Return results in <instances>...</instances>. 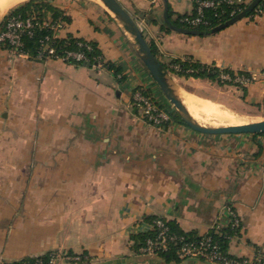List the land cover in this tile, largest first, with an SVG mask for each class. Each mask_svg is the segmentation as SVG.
<instances>
[{
  "label": "crops",
  "instance_id": "1",
  "mask_svg": "<svg viewBox=\"0 0 264 264\" xmlns=\"http://www.w3.org/2000/svg\"><path fill=\"white\" fill-rule=\"evenodd\" d=\"M48 1L65 15L60 36L93 44L106 67L20 58L0 46V260L58 250L81 254L76 264H215L144 254L137 238L159 218L198 236L223 230L229 208L241 233L228 252L264 256V135H209L174 118L146 123L132 103L137 88L169 102L113 14L99 0ZM118 1L184 99L253 105L264 115V0L204 36L174 29L195 0ZM190 59L247 82L178 75Z\"/></svg>",
  "mask_w": 264,
  "mask_h": 264
},
{
  "label": "built area",
  "instance_id": "2",
  "mask_svg": "<svg viewBox=\"0 0 264 264\" xmlns=\"http://www.w3.org/2000/svg\"><path fill=\"white\" fill-rule=\"evenodd\" d=\"M195 11L181 21L192 27H201L208 24L207 12L214 10L215 15H219L224 5L234 6L232 15L237 13L240 8L238 6L246 4V0H195ZM13 12V11H12ZM12 12L3 17L0 28V45L7 47L8 51L15 57L43 61L49 59H57L67 63H92L96 68H104L106 64L100 54H94L89 57L88 53H94V46L86 41L77 42L76 49L68 48L71 37L60 36L67 24L65 15L61 14L58 19H54L51 14L46 19H39L33 15L23 17L15 15ZM47 30L48 34L41 37L38 42L34 56L27 51L25 47V38H34L37 31ZM58 40H64V43L58 44ZM171 68L177 70L179 64H172ZM241 83L247 82V79L236 78ZM245 81V82H244ZM133 106L137 107L142 119L153 126L164 127L168 122L172 121L175 116V110L170 105H164L159 98L152 92L140 87L133 93ZM232 221L230 229H235L240 225V219L232 208L228 209ZM151 229L154 234L145 240L142 251L150 255H159L175 248L177 259L183 260L188 258H197L208 260L215 264H264V256L255 258L242 259L230 258L226 256L217 240L209 233L202 235L197 241H187L184 236H180L172 232L168 222L164 219H155ZM221 229H216V233L220 236L223 234ZM49 255V254H48ZM59 255H49L48 260L38 257L31 260H21L15 263L7 264H54ZM70 258V257H69ZM77 260V258L73 259ZM71 261V260H70Z\"/></svg>",
  "mask_w": 264,
  "mask_h": 264
},
{
  "label": "trees",
  "instance_id": "3",
  "mask_svg": "<svg viewBox=\"0 0 264 264\" xmlns=\"http://www.w3.org/2000/svg\"><path fill=\"white\" fill-rule=\"evenodd\" d=\"M262 3H263V0L258 5H262ZM248 6H249V4H244V5L238 6V8H240V10L237 13H235L234 15H232V10L234 9V6H231V5H224L222 8V11H219L218 16L215 15L216 11L208 10V12H207L208 24L203 25V26L198 27V28L192 27V26L186 24L185 22L181 21V19L189 17L191 14L181 16L178 19V21L173 22V24L176 27H180V28L188 31L187 34L204 36V35L211 34L216 27H218L219 25H221V24L225 23L226 21L233 19L234 17L239 15L241 12H243L245 9H247ZM254 12H255V9L248 12L246 16H250ZM12 13L15 15H21L23 17H30V16L35 15L39 19H46L48 17V15L51 14L55 20L61 16L60 11H58L52 5V3L48 0H30L26 3H24L23 5L17 7L15 10H13ZM46 34H48L47 30H40V31H37V34L34 38H31V39L25 38L24 39L25 47H26L27 51H29L32 54V56H34V54H35L39 39L41 37L45 36ZM79 41H84V40H79L77 38L71 37L68 48L76 49L77 48V42H79ZM57 42H58V44L62 45L64 43V40H58ZM0 46H3V47H5V49H7V47L4 45H0ZM150 46H151L152 50L155 53H157V50L155 49V47L151 44H150ZM94 54H99V51L96 49L95 46H94V53H88V56L91 57ZM78 63L84 64L85 62H78ZM89 64L92 65V63H88V65ZM181 68H182V70L177 72V74L182 76V77H186V78H189V77L208 78L212 81L218 80L217 76H219L220 72H222L219 69L209 68L203 64L194 62L192 59H190L189 61H187V60L182 61ZM174 119H177L183 123V121L181 120V118L177 114H176V116H174ZM260 135H264V134H260ZM168 224H169L172 232H174L180 236H184L187 241H197L198 239L201 238V236H198L195 233H186V232L182 231L174 223L168 222ZM240 231H241V222H240V225L238 227H236L235 229H230V228L223 229L221 231V232H223V234L221 236L216 233L215 228L210 230L209 234L215 240H217L219 242L221 249L226 256H228L230 258H236L235 256H232L228 252V247H229L230 241L235 236H237L239 233H241ZM153 234H154V231L151 230L150 232L143 235L141 238H137V241H140V244H141L140 246H142L144 244L145 240L148 237L152 236ZM161 255L167 259L177 260V256H176L174 247L171 248L170 251H168V252L161 253ZM43 259L48 260L49 255L45 254ZM25 260H30V258L25 259Z\"/></svg>",
  "mask_w": 264,
  "mask_h": 264
},
{
  "label": "water",
  "instance_id": "4",
  "mask_svg": "<svg viewBox=\"0 0 264 264\" xmlns=\"http://www.w3.org/2000/svg\"><path fill=\"white\" fill-rule=\"evenodd\" d=\"M262 0H253L250 5L241 12L239 15L226 21L214 29L213 32L220 31L227 26L232 25L239 19L246 17L247 13L254 10V8ZM101 4L110 11L115 19L120 23L123 29L130 36L136 53L142 63L145 65L150 75L160 88L161 92L174 108L176 114L181 118L183 123L191 129L209 135L220 134H264V119L238 125H205L199 122L190 112L185 103L182 89L175 81L172 73L162 63L156 53L152 50L150 44L146 40L140 26L134 17L120 4L118 0H100ZM3 17L0 14V28L2 25ZM176 31L187 33L188 31L174 27Z\"/></svg>",
  "mask_w": 264,
  "mask_h": 264
},
{
  "label": "rangeland",
  "instance_id": "5",
  "mask_svg": "<svg viewBox=\"0 0 264 264\" xmlns=\"http://www.w3.org/2000/svg\"><path fill=\"white\" fill-rule=\"evenodd\" d=\"M250 3L251 2H249V0H246V4H249L250 5ZM258 7H259V5H257L254 8L255 11H257V8ZM10 10L7 9V10L3 11L1 13V16L2 17H5L7 14H9L12 11V10L11 11ZM187 61H189V60H187ZM174 76H177V75L174 74ZM217 77H218V80H216V81H218L222 86L227 85V87L230 86V85H236V82H234L233 80H235L236 78L238 79V77H233V76H229V75L228 76H225V74H222V72H220L219 76H217ZM237 83L240 84V85H237L238 87H243L241 82H237ZM201 92H204V91H201ZM222 92L225 94V91H222ZM192 98L196 99L198 97L190 96L188 99L192 100ZM188 99H185V102H187L186 105L189 103V100ZM186 100H188V101H186ZM219 104L222 105L223 107L228 108L231 111V113L236 114L242 121H245V122H248L249 123V122L260 121V120H263L264 119V115L262 114V110L259 109L258 107L253 106V105H247L244 108H236V107H233V106L230 108V107H227L228 106L227 103H224V104L223 103H219ZM170 105L171 104L169 103V106ZM195 110H196V112L198 110V108L196 106H195ZM175 116H176V114H175ZM205 125H209V124H205ZM142 246H141V249H142ZM141 252L144 253V254H146L142 250H141ZM45 254H49V255L50 254L59 255L58 256V259L56 261H54V264H76L74 262H81L82 259H83V256L81 254H75V253H70V252H60L58 250H52V251L47 252ZM45 254H43V255L45 256ZM43 255H39V256H36V257H32V258H30V260L32 259L31 261H33L34 259H36L38 257H42ZM147 255H150V254H147ZM75 258H77V260H73ZM26 259H28V258H26ZM21 260H25V259H21ZM21 260L11 261V262H7V261H4V260H0V264L15 263V262H18V261H21Z\"/></svg>",
  "mask_w": 264,
  "mask_h": 264
},
{
  "label": "bare ground",
  "instance_id": "6",
  "mask_svg": "<svg viewBox=\"0 0 264 264\" xmlns=\"http://www.w3.org/2000/svg\"><path fill=\"white\" fill-rule=\"evenodd\" d=\"M23 1L25 0H0V14L10 7L12 8L13 5L17 6L16 4L22 3ZM188 100L190 104L188 103L187 105L191 114L202 124L222 126L248 123L242 121L236 114L231 113L228 108L223 107L217 102L199 97ZM195 106L198 108L197 112Z\"/></svg>",
  "mask_w": 264,
  "mask_h": 264
}]
</instances>
